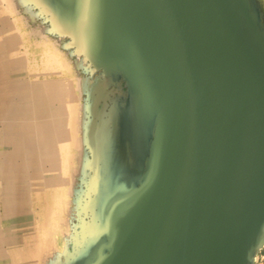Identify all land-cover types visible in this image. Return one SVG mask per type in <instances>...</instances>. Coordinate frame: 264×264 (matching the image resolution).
Listing matches in <instances>:
<instances>
[{
    "label": "water",
    "instance_id": "1",
    "mask_svg": "<svg viewBox=\"0 0 264 264\" xmlns=\"http://www.w3.org/2000/svg\"><path fill=\"white\" fill-rule=\"evenodd\" d=\"M0 32L51 198L4 264H258L264 0H0Z\"/></svg>",
    "mask_w": 264,
    "mask_h": 264
},
{
    "label": "rangeland",
    "instance_id": "2",
    "mask_svg": "<svg viewBox=\"0 0 264 264\" xmlns=\"http://www.w3.org/2000/svg\"><path fill=\"white\" fill-rule=\"evenodd\" d=\"M2 37H3V34L0 32V42H1L0 43V66L2 67V68L0 67V98L3 95V98L0 99V105H1L0 106V151H1L0 152V157H1L0 158V164H1L0 165V171L3 172V173L0 172V182H1L2 186H5L4 184H6V192L8 193V194L5 193V197H6V200H7V206H5L6 209L5 208L3 209V200L2 199L0 200V215H2L4 213V216H0V234H1L0 236L2 237L0 239V249H2V251H4L5 248L1 244V242L4 239L3 233L6 234V235L8 234V236H9V238L11 240L12 238H14L13 236L16 235V230L20 226L21 227L19 229H22V226L24 224V223L21 224L22 220L26 219V215H27V213L25 212L26 208L24 206H26L30 210V212L32 213L33 218L31 216V220L33 219V221L37 222L39 220H42L43 215H44V209H45V207L47 205L50 204L51 198H50L49 194L47 195L46 189L44 188V190H43V184L41 183V180H39V178L37 176L38 175V172H37L38 170H37L36 164L35 163L31 164V166L29 167L28 173L25 172L26 165H28L29 160H30V156H29V154L27 153V151L24 148H27L30 145H28L29 143L26 142V140L22 139L23 137H20L21 135L22 136L24 135V132H23V129H22L23 127H21L23 122L20 121L19 118L32 117V114H31L30 110H28V108L24 107L25 106L24 105L25 104V98L21 99L19 97V96H22L21 93H24V90L19 89V88H17V90L15 89V80L18 79L19 77L15 73H13L11 68H10V67H12V68L14 67V64H13L14 61H10L11 63L9 62L6 45H5V43H3ZM7 42H8V46L11 47L12 44H11V39L10 38H7ZM2 59H4V60H2ZM1 61L4 62L5 65ZM7 62H8V64H7ZM5 70H7V71H5ZM25 71H27V72L24 75H23V73L20 75V78L22 80H26V78L27 79L31 78V74L27 70L26 67H25ZM8 76H9V78H8ZM22 107L24 108V110L22 112H20ZM40 113H41V111H40ZM39 119H40V123L42 124L43 120L40 117H39ZM15 120L16 121L18 120V124L15 123L16 122ZM2 121H3V123H2ZM42 126H43V128H45L44 124H42ZM11 137L14 138V141H16L17 143L16 142L11 143V141L9 140L8 141L9 142V144H8L9 146L8 147L10 149L7 152V155H4L5 151H2V150L5 149L7 140L10 139ZM15 137L17 139H15ZM21 140H23L22 143H20ZM5 141H6V143H5ZM18 143H19V148H17L18 150H16V146H18ZM19 149L22 150V151L19 152L21 154L20 155L21 157L19 156L20 159L18 157ZM29 151L31 152V150H29ZM2 152H3V155H2ZM16 153H18V154L16 155ZM9 155H10V158H9ZM26 155H28V156L26 157ZM2 156H4V160H6L7 166H8V164L11 163L7 167V173H8L7 175L8 176L6 177V179L8 177H11L10 179H13L14 183H13V181H9V178L7 179L8 181H6V179H5V172L3 171L4 168H3V163H2ZM25 158H27V162H28L27 164H26V159ZM22 159L23 160L25 159L24 162H23ZM8 160H9V162H8ZM1 166H2V168H1ZM17 166H19V167H21L23 169H19V167H17ZM15 170L18 171V172H16ZM33 171L34 172L36 171V172L34 173ZM10 173L13 175L14 178L12 177V175ZM27 174H29V175H27ZM3 175H4V177H3ZM18 179H20V180H18ZM15 181H16V183H15ZM8 185L9 186L12 185V189L16 193L13 191V194H12V191H10L9 187H7ZM14 188H16V189H14ZM20 192L21 193L23 192V193L21 194ZM0 193H1V187H0ZM10 193H11V195H10ZM20 197H22L23 202H24V203L22 202V204L20 203L21 206L19 205V202H18V199ZM7 198H10V199H7ZM13 200H15V201H13ZM10 204L13 207L16 206V207L21 208V209H18V210L11 209L12 207L9 206ZM8 207H10L11 211H10V209H8ZM12 212L14 214H12ZM9 213L12 214L13 216L12 215L9 216ZM15 213H17V214L15 215ZM17 222H18V224H17ZM10 232L13 233V234H11ZM11 242L8 243V247H10V246H12V247H10L8 249H9V251H14L15 250L16 241L13 240ZM13 256L15 257V253H13ZM14 257H12L13 258L12 259L13 262H14V259H15ZM4 262L5 261L3 260L2 256H1V252H0V264H4ZM258 264H264V249L260 253Z\"/></svg>",
    "mask_w": 264,
    "mask_h": 264
},
{
    "label": "bare ground",
    "instance_id": "3",
    "mask_svg": "<svg viewBox=\"0 0 264 264\" xmlns=\"http://www.w3.org/2000/svg\"><path fill=\"white\" fill-rule=\"evenodd\" d=\"M0 43H1V42H0ZM2 46H3V45H2ZM4 46H5V45H4ZM7 46H8V45H7ZM4 50H5V49H4ZM4 56H5V55H4ZM2 60H4V59H2ZM1 62H2V61H1ZM5 62H6V61H5ZM9 62H10V61H9ZM2 63H4V62H2ZM10 63H11V62H10ZM7 64H8V62H7ZM13 64H15V62H14ZM4 65H5V63H4ZM7 66H8V65H7ZM7 66H6V67H7ZM9 66H10V65H9ZM11 66H12V65H11ZM0 67H1V66H0ZM1 68H2V67H1ZM10 68L12 69V67H10ZM2 71H3V70H2ZM5 71H7V70H5ZM7 75H8V74H7ZM8 78H9V76H8ZM13 82H14V81H13ZM13 84H14V83H13ZM12 86H13V85H12ZM6 87H7V86H6ZM8 87H9V86H8ZM11 88H12V87H11ZM6 91H7V90H6ZM10 91H11V90H10ZM9 94H10V93H9ZM14 95H15V94H14ZM2 98H3V95H2V97H1L0 99H2ZM5 98H6V97H5ZM2 102H3V101H2ZM8 103H9V102H8ZM1 104H2V103H1ZM5 105H6V104H5ZM0 106H1V105H0ZM3 106H4V105H3ZM3 109H4V108H3ZM28 110H29V109H28ZM28 110H27V111H28ZM3 112H4V111H3ZM38 112H39V110H38ZM39 113H40V112H39ZM13 115H14V114H13ZM20 116H21V115H20ZM2 123H3V121H2ZM7 123H8V122H7ZM41 127L43 128L42 125H41ZM44 129H45V128H44ZM22 134H23V133H22ZM23 136H24V135H23ZM23 136L21 135L20 137H23ZM15 138H16V137H15ZM22 139H23V138H22ZM5 142H6V141H5ZM15 142H16V141H15ZM18 142H19V141H18ZM11 143H12V142H11ZM16 143H17V142H16ZM8 144H9V142H8ZM27 144H28V143H27ZM28 145H29V144H28ZM10 146H11V145H10ZM23 146H24V145H23ZM17 148H19V143H18V146H16V150H18ZM20 151H22V150L19 149L18 153H19ZM0 152H1V151H0ZM24 152H25V151H24ZM18 153H16V155H17ZM21 153H22V152H21ZM10 154H11V153H10ZM13 154H14V153H13ZM6 155H7V154H6ZM20 155H21V154L19 153L18 157H19ZM13 156H14V155H13ZM22 156H23V155H22ZM27 156H28V155H26V157H27ZM2 157H3V156H2ZM14 157H15V156H14ZM16 157H17V156H16ZM20 157H21V156H20ZM20 157H19V159H20ZM0 158H1V157H0ZM7 158H8V157H7ZM9 158H10V155H9ZM13 159H14V158H13ZM16 159H17V158H16ZM25 159H26V164H27V163H28V162H27V158H25ZM25 159H24V160H25ZM28 159H29V158H28ZM22 160H23V159H22ZM24 160H23V162H24ZM8 162H9V160H8ZM2 163H3V162H2ZM10 164H11V163H10ZM10 164H8V166H9ZM0 165H1V164H0ZM20 165H21V164H20ZM23 165H24V164H23ZM8 166H7V167H8ZM11 166H12V165H11ZM11 166H10V167H11ZM17 167H19V166H17ZM23 167H24V166H23ZM1 168H2V166H1ZM15 168H16V167H15ZM16 169H17V168H16ZM19 169H23V168L19 167ZM25 170H26V169H25ZM15 171H16V170H15ZM21 171H22V170H21ZM0 172H2V171H0ZM9 172H10V171H9ZM16 172H18V171H16ZM33 172H34V171H33ZM35 172H36V171H35ZM35 172H34V173H35ZM7 174H8V173H7ZM10 174H11V173H10ZM10 174H9V175H10ZM11 175H12V174H11ZM27 175H29V174H27ZM5 176H6V175H5ZM7 176H8V175H7ZM7 176H6V177H7ZM37 176H38V175H37ZM3 177H4V175H3ZM12 177H13V175H12ZM16 177H17V176H16ZM8 178H9V181H13V179H10L11 177H8ZM8 178H7V179H8ZM13 178H14V177H13ZM7 179H6V181H8ZM18 180H20V179H18ZM18 180H17V181H18ZM13 183H14V181H13ZM15 183H16V181H15ZM15 185H16V184H15ZM21 185H22V184H21ZM7 187H9L10 191H12V194H13V191H14V190L12 189V185H11V186L8 185ZM15 187H16V186H15ZM22 187H23V186H22ZM14 189H16V188H14ZM22 190H23V189H22ZM20 191H21V190H20ZM14 192H15V191H14ZM6 193H7V192H6ZM15 193H16V192H15ZM20 193H21V192H20ZM22 193H23V192H22ZM22 193H21V194H22ZM7 194H8V193H7ZM10 195H11V193H10ZM17 195H18V194H17ZM14 197H15V196H14ZM7 199H10V198H7ZM14 199H15V198H14ZM48 199H49V198H48ZM6 201H7V200H6ZM8 201H9V200H8ZM13 201H15V200H13ZM8 203H9V202H8ZM19 205L21 206V204H19ZM23 205H24V204H23ZM6 206H7V205H6ZM9 206L12 207L11 209H14V210L21 209V208H18V207H16V206L13 207V206H11V204H10ZM10 207H8V209H10ZM24 207H25V206H24ZM4 208H5V207H4ZM25 208H26V207H25ZM5 209H6V208H5ZM11 209H10V211H11ZM12 211H13V210H12ZM4 212H5V211H4ZM7 212H8V211H7ZM15 212H16V211H15ZM21 212H22V211H21ZM5 213H6V212H5ZM12 214H14V213L12 212ZM12 214L9 213V216L12 215ZM16 214H17V213H15V215H16ZM20 214H21V213H20ZM7 216H8V215H7ZM12 216H13V215H12ZM15 224H16V223H15ZM17 224H18V222H17ZM6 226H7V225H6ZM20 227H21V226H20ZM20 227H19V228H20ZM13 232H14V231H13ZM10 233H11V232H10ZM3 234H4V233H3ZM11 234H13V233H11ZM0 235H1V234H0ZM3 236H6V234H4ZM13 237H14V236H13ZM1 238H2V237L0 236V239H1ZM10 242H11V241H10ZM8 243H9V242H8ZM9 245H10V244H9ZM10 247H12V246H10ZM10 247H9V248H10ZM12 259H13V258H12ZM12 261H13V260H12Z\"/></svg>",
    "mask_w": 264,
    "mask_h": 264
}]
</instances>
